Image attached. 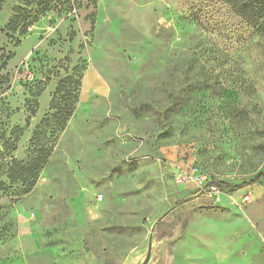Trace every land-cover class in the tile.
Returning <instances> with one entry per match:
<instances>
[{"label":"rangeland","instance_id":"1","mask_svg":"<svg viewBox=\"0 0 264 264\" xmlns=\"http://www.w3.org/2000/svg\"><path fill=\"white\" fill-rule=\"evenodd\" d=\"M18 7L0 0V264H139L150 236L147 264H264V177L237 188L264 170V20L53 0L19 34ZM37 159L31 188L10 183Z\"/></svg>","mask_w":264,"mask_h":264},{"label":"trees","instance_id":"2","mask_svg":"<svg viewBox=\"0 0 264 264\" xmlns=\"http://www.w3.org/2000/svg\"><path fill=\"white\" fill-rule=\"evenodd\" d=\"M25 6H31L30 10H22V8L18 7L14 12V15L8 22V30L15 32L18 31L19 34H25L27 28L36 22L41 14H44L46 11L50 9L53 4V0H19ZM58 1V0H55ZM227 5L233 6L237 8V12L240 17L248 22L251 26H255L259 24L261 20H264V0H223ZM67 79L60 80L56 87V96L53 99L54 106L52 108L56 109L55 115L58 116L61 123H65L74 110V104L77 99V88L73 83L67 84ZM72 86V88H71ZM63 96H67V101L65 104L61 105L59 102L60 98ZM56 105V106H55ZM39 160H36V164L34 166H26L19 167L20 163L16 160L11 161V167L9 169L8 179L10 183L20 182V184L25 188H31L36 181V175L38 170L41 168ZM19 172L16 174L14 172L15 168ZM264 177V170L257 173L251 180L248 182L237 186V188L243 187L247 183L259 181ZM219 191H223L225 187L228 190H233L234 188L230 187L229 184L225 182L216 181L212 182Z\"/></svg>","mask_w":264,"mask_h":264},{"label":"water","instance_id":"3","mask_svg":"<svg viewBox=\"0 0 264 264\" xmlns=\"http://www.w3.org/2000/svg\"><path fill=\"white\" fill-rule=\"evenodd\" d=\"M161 219V218H160ZM159 219V220H160ZM151 237V236H150ZM150 237H149V241H148V246H147V251L145 254V257L143 259L142 262H140L139 264H147L150 258V254H151V242H150Z\"/></svg>","mask_w":264,"mask_h":264},{"label":"built area","instance_id":"4","mask_svg":"<svg viewBox=\"0 0 264 264\" xmlns=\"http://www.w3.org/2000/svg\"><path fill=\"white\" fill-rule=\"evenodd\" d=\"M210 188H211L212 190H217V191H219L218 188H217L214 184H210Z\"/></svg>","mask_w":264,"mask_h":264},{"label":"bare ground","instance_id":"5","mask_svg":"<svg viewBox=\"0 0 264 264\" xmlns=\"http://www.w3.org/2000/svg\"><path fill=\"white\" fill-rule=\"evenodd\" d=\"M221 195V194H220ZM220 201V200H219Z\"/></svg>","mask_w":264,"mask_h":264}]
</instances>
